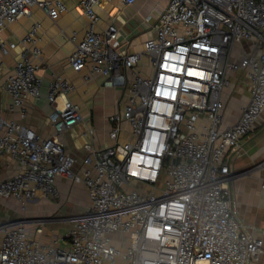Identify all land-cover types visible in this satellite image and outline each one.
<instances>
[{
	"label": "built area",
	"instance_id": "1",
	"mask_svg": "<svg viewBox=\"0 0 264 264\" xmlns=\"http://www.w3.org/2000/svg\"><path fill=\"white\" fill-rule=\"evenodd\" d=\"M100 1H78L89 23L69 64L102 76L105 86L127 88L122 110L109 116V134L120 137L122 122L127 133L102 148L86 144L85 167L75 170L76 158L58 136L83 116L68 98L74 85L57 75L47 85L53 135L41 137L0 114V170L4 154L18 164L0 181V197L22 208L41 197L57 198L55 181L64 175L82 181L89 198L72 217L66 247L42 245L21 219L0 225V264H247L264 249L238 218L231 189L238 174L231 161L264 112V0H168L157 7L154 35L141 52L131 53L119 50L114 23L96 30ZM32 7L51 19L65 10L62 0H0V30ZM38 29L34 23L27 30L22 41L29 46L4 83L9 110L21 116L25 99L41 92L37 65L28 56L41 54ZM14 46L0 42L3 54ZM144 57L147 74L137 68ZM228 72L245 76L249 99L237 120L223 126Z\"/></svg>",
	"mask_w": 264,
	"mask_h": 264
},
{
	"label": "crops",
	"instance_id": "2",
	"mask_svg": "<svg viewBox=\"0 0 264 264\" xmlns=\"http://www.w3.org/2000/svg\"><path fill=\"white\" fill-rule=\"evenodd\" d=\"M65 10L56 19H51L46 10L32 7L30 14L23 15L16 21L0 30V42H13L15 46L7 54L0 49V114L6 118L31 128L41 137L53 135L54 129L50 121L51 106L47 100V85L53 76L66 77L74 85L68 98L79 105L83 119L58 136L65 151L76 158L75 170L85 167L83 159L88 153L85 145L95 148L109 146V116L119 113L126 101L125 86H105L103 77L90 74L87 69L73 71L69 64V55L74 51L78 40L84 34L89 23L88 17L81 10L79 0H62ZM168 0H135L132 5H124L120 0H101L96 6L98 16L96 30H104L109 23L118 29L121 52H141L146 40L154 35V23L158 16L156 7L166 5ZM151 15V20L146 16ZM154 19L153 22H151ZM34 23L39 24L38 45L41 54L35 57L30 51L28 56L37 65L36 74L41 79V92L38 97H27L24 103V116L18 110L10 111L11 98L4 89L7 76L13 71L15 63L20 59L21 52L28 48L22 41L27 30ZM152 23V24H150ZM75 36V38H73ZM247 44L245 40L241 44ZM238 49L239 45H235ZM237 55L234 56V59ZM144 57L137 68L144 72L148 67ZM147 74V73H146ZM89 75L88 79L84 76ZM229 89L224 88L225 107L223 110V126L234 123L240 115L241 108L248 102L249 92L244 75L228 72ZM230 93V94H229ZM232 97L230 98L229 97ZM116 105L120 110L116 111ZM128 127L127 123L122 125ZM92 130V132H90ZM3 167L0 170V181L10 177L18 169V164L8 154L3 156ZM264 161V112L254 129L243 138V149L239 156L231 161V170L238 175L231 181L233 197L239 220L247 226L249 233L262 240L264 249V166H257ZM55 185L59 191L57 198H41L38 203L28 206L23 217L15 215L16 211L0 197V225L15 219H21L29 235L44 246L66 247L67 232L72 226V217L83 212L89 204L87 189L82 181H72L64 175H58ZM14 200V199H12ZM15 201V200H14ZM17 202V201H16ZM18 203V202H17ZM27 214V215H26ZM37 228H41L37 232ZM113 239L119 234H112ZM2 232L0 231V241ZM125 245V244H123ZM247 264H264V252Z\"/></svg>",
	"mask_w": 264,
	"mask_h": 264
},
{
	"label": "rangeland",
	"instance_id": "3",
	"mask_svg": "<svg viewBox=\"0 0 264 264\" xmlns=\"http://www.w3.org/2000/svg\"><path fill=\"white\" fill-rule=\"evenodd\" d=\"M156 10H157V7L155 8ZM154 21V19L151 21V22H153ZM150 24H152V23H150ZM245 45V47H247L248 46V44H244ZM144 59V58H143ZM144 72L145 73H148V69H144ZM226 88H228V87H226ZM229 89V88H228ZM230 90V92H231V89H229ZM230 94V93H229ZM230 98H232V97H230ZM120 107H121V105H119V106H117L116 105V111L114 112V113H116L117 111H119L120 110ZM127 126H126V124L124 125V128H123V132H122V134L120 135V137H112L110 134H109V132H108V135L107 134H105L106 136H107V138L109 139V141H110V143H112V144H114L117 140L119 141V140H121L122 138H124V134H126L127 133ZM109 129H110V127H109ZM108 129V130H109ZM41 198H45V197H41ZM40 198V199H41ZM6 202H9L8 204H10L12 207H13V209L16 211V213H15V215L17 214V215H20V216H22L23 217V213L24 212H26V210L28 209V206L31 204V203H34V202H37L38 203V201H32V202H29L26 206H25V208H22L21 207V205H19L16 201H14V200H12V199H7V200H5ZM27 215V214H26ZM18 219V218H17Z\"/></svg>",
	"mask_w": 264,
	"mask_h": 264
}]
</instances>
